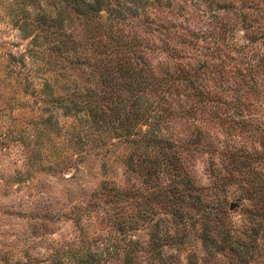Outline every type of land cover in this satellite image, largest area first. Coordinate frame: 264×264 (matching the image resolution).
I'll use <instances>...</instances> for the list:
<instances>
[{
	"label": "rangeland",
	"instance_id": "374dc122",
	"mask_svg": "<svg viewBox=\"0 0 264 264\" xmlns=\"http://www.w3.org/2000/svg\"><path fill=\"white\" fill-rule=\"evenodd\" d=\"M68 11L0 0V264H264V0H104L157 85L98 125L66 108L111 95L72 68ZM136 104L164 116L151 143L116 129Z\"/></svg>",
	"mask_w": 264,
	"mask_h": 264
},
{
	"label": "trees",
	"instance_id": "16d2710c",
	"mask_svg": "<svg viewBox=\"0 0 264 264\" xmlns=\"http://www.w3.org/2000/svg\"><path fill=\"white\" fill-rule=\"evenodd\" d=\"M58 3H64L69 7L68 19L71 24H81L87 30V40L90 46L83 49H78L75 43H72V68H82L83 70L90 69V74L96 73L100 77H104L101 82L105 84V87L110 90L109 96H103L104 100H109V104H102L98 100L89 105L79 106L77 104H71L67 106L69 113H75L82 110H88V117L92 119L93 123L97 125L104 122L103 114L106 109H113L116 107L113 102L115 98H112L113 94L118 92L119 89L125 90L130 94H137L141 92L142 85L156 84L157 80L152 76V73L144 75L140 69L135 66L137 64L132 60L134 58V52L137 50L133 42L119 43L118 40H114L113 36L108 34L109 29L106 28V22L103 21L101 16V9L104 5V0H56ZM63 9H61L62 14ZM46 16H42L40 19L44 21ZM115 37V36H114ZM105 39V40H104ZM111 41V42H110ZM140 50V49H139ZM135 60V59H134ZM137 62V61H136ZM160 81V80H159ZM161 82V81H160ZM157 85V84H156ZM103 89V88H102ZM104 106V111L102 106ZM116 114L119 116L115 119L124 137V140H128V134L133 129L140 125L147 126L145 131L141 132V137L135 139L139 134H133L134 140H140L142 143H151L155 138L156 128L159 126L162 118L164 117L157 108L152 107L150 110L147 107L142 108L138 104L135 107L129 109L125 108V105L117 108ZM133 140V142H134ZM149 171V170H148ZM256 234V233H255ZM254 234V235H255ZM249 243L243 241V243L237 249V257L239 262L246 263L247 251Z\"/></svg>",
	"mask_w": 264,
	"mask_h": 264
}]
</instances>
